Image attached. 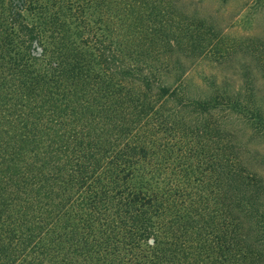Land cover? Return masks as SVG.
<instances>
[{
  "label": "trees",
  "instance_id": "obj_1",
  "mask_svg": "<svg viewBox=\"0 0 264 264\" xmlns=\"http://www.w3.org/2000/svg\"><path fill=\"white\" fill-rule=\"evenodd\" d=\"M97 1L79 18L73 0H0V264H264V207L217 97L187 99L150 64L169 0L92 18Z\"/></svg>",
  "mask_w": 264,
  "mask_h": 264
},
{
  "label": "rangeland",
  "instance_id": "obj_2",
  "mask_svg": "<svg viewBox=\"0 0 264 264\" xmlns=\"http://www.w3.org/2000/svg\"><path fill=\"white\" fill-rule=\"evenodd\" d=\"M51 1L62 4V0ZM107 1L111 2L98 0L87 12L96 18L98 3ZM87 3L70 2L73 14L80 18L79 11L86 12ZM169 3L167 13L162 16L167 29L157 44L159 49L155 48L149 56L150 64L162 66L160 80L180 85L187 99L217 97L218 101L210 108L217 120V130L236 147L237 157L256 182L257 200L264 207V131L250 124L248 114L231 109L230 101L238 96L247 102L249 109H258L264 117V0H169ZM111 24L112 20L110 28ZM185 31L191 33L186 39H192L193 47L180 34ZM202 34L211 36V42L204 45ZM160 47L161 56L155 57ZM238 218L246 239L251 241L248 224L243 216Z\"/></svg>",
  "mask_w": 264,
  "mask_h": 264
}]
</instances>
